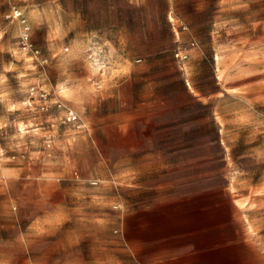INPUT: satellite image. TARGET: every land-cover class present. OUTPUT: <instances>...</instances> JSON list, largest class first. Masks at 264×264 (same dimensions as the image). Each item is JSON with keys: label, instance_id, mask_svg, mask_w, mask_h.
Listing matches in <instances>:
<instances>
[{"label": "rangeland", "instance_id": "1", "mask_svg": "<svg viewBox=\"0 0 264 264\" xmlns=\"http://www.w3.org/2000/svg\"><path fill=\"white\" fill-rule=\"evenodd\" d=\"M153 1L159 7L165 2ZM189 1L173 0L171 21L161 16L141 27L126 13L123 23L129 30L125 43H120L77 36L69 14L76 0H0V119L8 122L0 127V161L14 163V169L26 166L30 179L41 178L47 190L58 181L78 180L84 158L97 165L99 159L123 156L117 148L88 150L92 153L87 155L77 148L86 140H121L120 134L105 132L97 122L116 107L103 95V80L118 58L167 64L159 76L164 77L160 87L166 97L164 107H169L153 116L152 131L143 134L136 150V157L149 156L159 167L136 182L142 190L139 196L124 193L129 205L127 241L138 230L139 219L143 229L155 216L164 220L167 210H175L167 209V201H178L187 192L199 193L201 197L191 199L206 204L221 200L237 203L243 210L247 205L264 207V0H224L233 4L225 10L226 25L216 35L213 24L219 0H202L205 9L187 20L180 13L187 12ZM34 8L45 9L50 19L37 26L25 11ZM15 9L22 15L15 17ZM54 10L61 11V20L53 21ZM183 24L194 29L189 45L203 50L202 57L193 59L197 71L193 85L206 101L191 98L175 65L181 64L184 54L178 55L179 46L187 41L174 27L181 31ZM26 25L33 44L29 49L24 43ZM149 70L142 75L157 74ZM87 120L96 121L93 129ZM217 191L221 196H211ZM177 201L174 208L180 205Z\"/></svg>", "mask_w": 264, "mask_h": 264}, {"label": "crops", "instance_id": "2", "mask_svg": "<svg viewBox=\"0 0 264 264\" xmlns=\"http://www.w3.org/2000/svg\"><path fill=\"white\" fill-rule=\"evenodd\" d=\"M232 4L219 0L213 24L215 35L226 25L225 10L231 9ZM75 5L69 14L71 29L78 31L77 36L111 38L120 43H125L129 30L123 23L126 13L140 27L161 16L171 21L174 13L173 0H165L161 7L153 0H76ZM188 5L187 12L180 16L191 20L207 3L190 0ZM25 11L37 26L50 19L45 9ZM61 16V11L54 10L52 19L59 21ZM95 21L101 24L94 25ZM182 27L181 31L174 27L175 33L187 41L179 46L178 55H184L181 64L175 65L181 70L191 98L206 101L193 85L197 75L193 59L202 57L203 50L188 43L194 29L186 24ZM130 58H118L113 71L103 80V95L116 107L108 111V117L97 121L105 132L120 134L121 140H86L77 147L86 150L83 155L92 153L88 150L117 148L123 150V156L99 159L97 165L84 158L79 162L81 177L58 181L52 190H47L41 178L30 179L26 166L14 169V163L0 161V264L14 260L39 264H126L127 260L139 264H264V207L247 205L243 210L237 203L223 204L221 200L206 204L205 200L191 199L201 197L194 192L182 194L178 201L169 199L167 209L175 210H167L164 220L155 216L143 229L139 219L138 230L127 241L125 213L129 205L124 193L128 190L132 196H139L142 190L136 182L159 167L149 156L136 157V150L143 143V134L152 131L153 116L159 109L169 107H164L166 97L160 88L164 77L159 76V70L167 64ZM147 69H155L157 74L152 76L149 70V75L143 76ZM94 122L87 120L92 129ZM6 123L0 119V127ZM101 165L106 167L99 171ZM113 165L116 167H110ZM249 175L254 176L255 172ZM217 193L211 196H221V192ZM176 201L180 205L174 208Z\"/></svg>", "mask_w": 264, "mask_h": 264}, {"label": "built area", "instance_id": "3", "mask_svg": "<svg viewBox=\"0 0 264 264\" xmlns=\"http://www.w3.org/2000/svg\"><path fill=\"white\" fill-rule=\"evenodd\" d=\"M22 15V12L19 10V9H15L14 11V16L15 17H19ZM23 22H25V20H23ZM25 32H24V43H25V48H32L33 44L30 42V39H29V33L28 31L30 30L29 26L26 25V28H25ZM38 52V51H37Z\"/></svg>", "mask_w": 264, "mask_h": 264}, {"label": "bare ground", "instance_id": "4", "mask_svg": "<svg viewBox=\"0 0 264 264\" xmlns=\"http://www.w3.org/2000/svg\"><path fill=\"white\" fill-rule=\"evenodd\" d=\"M218 55H219V54H218ZM218 55H217V57H216V56H215V57L217 58V61H218V62H217V70H220V67H219V58H220V57H219Z\"/></svg>", "mask_w": 264, "mask_h": 264}]
</instances>
